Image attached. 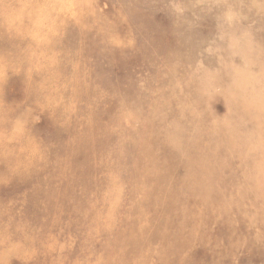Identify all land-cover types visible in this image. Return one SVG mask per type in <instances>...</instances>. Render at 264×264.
<instances>
[{"label": "rangeland", "instance_id": "374dc122", "mask_svg": "<svg viewBox=\"0 0 264 264\" xmlns=\"http://www.w3.org/2000/svg\"><path fill=\"white\" fill-rule=\"evenodd\" d=\"M0 264H264V0H0Z\"/></svg>", "mask_w": 264, "mask_h": 264}]
</instances>
